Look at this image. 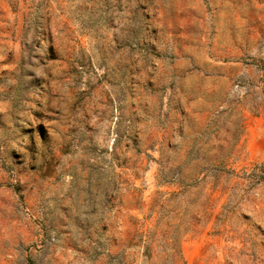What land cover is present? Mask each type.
Masks as SVG:
<instances>
[{"label":"rangeland","instance_id":"1","mask_svg":"<svg viewBox=\"0 0 264 264\" xmlns=\"http://www.w3.org/2000/svg\"><path fill=\"white\" fill-rule=\"evenodd\" d=\"M264 0H0V264H264Z\"/></svg>","mask_w":264,"mask_h":264},{"label":"trees","instance_id":"2","mask_svg":"<svg viewBox=\"0 0 264 264\" xmlns=\"http://www.w3.org/2000/svg\"><path fill=\"white\" fill-rule=\"evenodd\" d=\"M262 169H264V166L261 167ZM263 175H258V180H264V173H262Z\"/></svg>","mask_w":264,"mask_h":264}]
</instances>
